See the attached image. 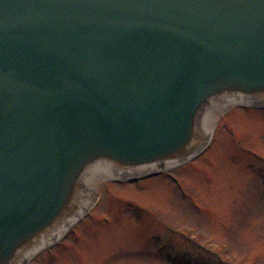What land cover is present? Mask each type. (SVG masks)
Wrapping results in <instances>:
<instances>
[{
	"label": "water",
	"instance_id": "obj_1",
	"mask_svg": "<svg viewBox=\"0 0 264 264\" xmlns=\"http://www.w3.org/2000/svg\"><path fill=\"white\" fill-rule=\"evenodd\" d=\"M264 106V0H0V264L210 144L219 103Z\"/></svg>",
	"mask_w": 264,
	"mask_h": 264
},
{
	"label": "rangeland",
	"instance_id": "obj_2",
	"mask_svg": "<svg viewBox=\"0 0 264 264\" xmlns=\"http://www.w3.org/2000/svg\"><path fill=\"white\" fill-rule=\"evenodd\" d=\"M211 134L192 163L101 178L84 216L24 264H264V106L230 104Z\"/></svg>",
	"mask_w": 264,
	"mask_h": 264
},
{
	"label": "bare ground",
	"instance_id": "obj_3",
	"mask_svg": "<svg viewBox=\"0 0 264 264\" xmlns=\"http://www.w3.org/2000/svg\"><path fill=\"white\" fill-rule=\"evenodd\" d=\"M234 102L230 103H219L216 104L209 112V114L206 117L204 128L207 131H211V126L213 125L214 120L216 119V116L219 112H221L225 107L229 106L230 104H233ZM114 175L107 171V170H96L91 177L86 182L87 185V207L88 209L91 207V204L93 202L94 196H95V188L97 185V182L101 178H113Z\"/></svg>",
	"mask_w": 264,
	"mask_h": 264
}]
</instances>
